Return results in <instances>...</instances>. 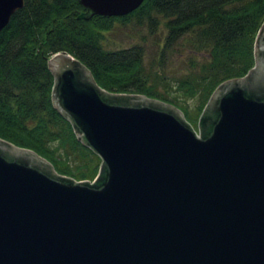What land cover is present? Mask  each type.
<instances>
[{"label":"water","instance_id":"1","mask_svg":"<svg viewBox=\"0 0 264 264\" xmlns=\"http://www.w3.org/2000/svg\"><path fill=\"white\" fill-rule=\"evenodd\" d=\"M80 18L147 0H78ZM25 0H0V33ZM255 66L211 95L197 128L181 108L113 93L72 54L48 59L54 108L101 161L59 174L0 137V264H264V23Z\"/></svg>","mask_w":264,"mask_h":264},{"label":"trees","instance_id":"2","mask_svg":"<svg viewBox=\"0 0 264 264\" xmlns=\"http://www.w3.org/2000/svg\"><path fill=\"white\" fill-rule=\"evenodd\" d=\"M78 0H25L0 33V137L32 149L59 174L94 181L101 159L54 108L48 59L70 53L107 92L138 93L181 108L195 127L217 86L256 63L264 0H147L127 16L84 20ZM135 22L164 40L115 49L106 34ZM196 102L191 108L189 102Z\"/></svg>","mask_w":264,"mask_h":264},{"label":"rangeland","instance_id":"3","mask_svg":"<svg viewBox=\"0 0 264 264\" xmlns=\"http://www.w3.org/2000/svg\"><path fill=\"white\" fill-rule=\"evenodd\" d=\"M164 28L165 27L162 26L160 27V29H158L159 32H155L154 34L149 35V33L145 29L138 27L134 21L128 23V26H124L118 23L115 28L112 29V31L106 34L105 41L109 40V44L115 49H119L120 47L129 48L134 44H140V41L144 40L145 38L146 41H161L164 40L167 33ZM189 103L191 108H194L196 105V102L190 101ZM199 117L200 116H198L197 118V123ZM195 128H197V125L195 126Z\"/></svg>","mask_w":264,"mask_h":264}]
</instances>
